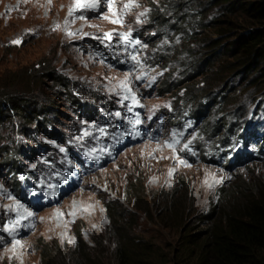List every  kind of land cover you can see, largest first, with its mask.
Wrapping results in <instances>:
<instances>
[{
  "label": "rangeland",
  "instance_id": "rangeland-1",
  "mask_svg": "<svg viewBox=\"0 0 264 264\" xmlns=\"http://www.w3.org/2000/svg\"><path fill=\"white\" fill-rule=\"evenodd\" d=\"M159 1L0 0V79L25 73L43 60L51 76L68 81L72 95V102L54 96L58 87L49 77L38 99L48 97L55 111L38 117L43 127L20 128L10 111L0 116V264H62L77 249L91 260L101 257L112 264L114 227L104 203L123 211L120 226L132 237L169 258L178 246V232L183 234L174 212L181 205L208 210L236 186L264 183V159L239 157L231 166L218 162L223 152L227 158L260 147L253 145L259 137L250 118L259 109L255 97L264 94V77L256 83L253 72L228 78L222 99L238 108L215 105L192 119L176 98L178 91L165 89L181 84L183 91L186 70L156 64L162 55L176 61L181 46L168 30L171 13L163 16L165 23L162 16L153 19ZM228 5L216 6L210 18L227 13ZM166 9L159 6L160 12ZM129 32L127 42L120 38ZM105 33L112 34L110 40ZM131 40L139 43L133 46ZM177 105L184 115L176 116ZM134 192L139 210L126 203Z\"/></svg>",
  "mask_w": 264,
  "mask_h": 264
},
{
  "label": "trees",
  "instance_id": "trees-1",
  "mask_svg": "<svg viewBox=\"0 0 264 264\" xmlns=\"http://www.w3.org/2000/svg\"><path fill=\"white\" fill-rule=\"evenodd\" d=\"M160 5L167 7L165 12H160ZM224 5H228L227 13L223 11L221 17L210 18L216 6ZM153 13V19L162 16L160 20L163 23L167 20L163 16L172 14L170 18L174 22L168 30L181 41V46L176 50L177 59L174 61L169 55H162L156 64L159 66L163 62L160 67L163 70L179 67L186 70L188 82L183 91L180 90L181 84L173 86L170 83L165 89L169 94L182 91L175 96L179 102L184 101L186 112L192 119L196 120L201 111H208L215 105L220 109L228 105L234 110L238 108H234V103L226 104L222 99L228 78H239L242 74L247 76L253 72L257 75L252 79L256 83L258 78L264 77V0H160ZM231 14L237 20H231ZM212 32L215 38H211ZM180 56L181 61L178 62ZM50 73L49 64L42 60L38 67L25 73L17 72L7 80L0 79V116H9L10 111L15 113L20 123L23 122L24 125L19 123L20 128L34 123L38 129L43 127L41 122H36L38 117L55 111L51 105L53 101L48 97L38 99L44 95L41 88L43 81L50 77V83H56L52 85L58 87L53 95L57 97L62 94L67 102H72L68 81ZM255 98L257 105L264 102V94ZM44 100L50 102L42 104ZM174 110L176 116L183 114L178 105ZM234 189L233 194L226 198L231 202L225 203V200L218 206L209 205L208 210L201 211H195L192 207L185 210L181 205L182 209L174 211L179 231L183 230V234L178 232V246L169 258L159 252L155 245L132 237L130 229L125 225L120 226L124 220L123 211L112 203H104V211L114 227L112 264H264V183L236 186ZM136 196L134 192L126 203L135 205L134 209L139 210ZM187 213L191 215L188 217ZM188 219L191 223L184 224ZM117 228H120V232L116 231ZM78 250L65 263L60 262L104 264L101 257L91 260ZM44 263L53 262L48 260Z\"/></svg>",
  "mask_w": 264,
  "mask_h": 264
},
{
  "label": "clouds",
  "instance_id": "clouds-1",
  "mask_svg": "<svg viewBox=\"0 0 264 264\" xmlns=\"http://www.w3.org/2000/svg\"><path fill=\"white\" fill-rule=\"evenodd\" d=\"M254 106L258 107L259 109L256 111L254 116L251 117L250 119H254L255 121V125H254L255 133L254 134H257V137L259 138L256 140V138L252 137L251 140H252V143L256 140L253 145L260 146V147L258 148L255 147L254 150L252 151V154L246 153V152H241V153L238 152L237 154H230L227 158H225V154L227 153L223 152L219 154L218 162L224 160L229 163L228 166H231L234 163H236L239 157L244 159L245 162L247 161L246 159H248V161H251V159L255 161H260L264 159V102H259L257 105V101H256ZM257 132H259V134ZM230 135L231 136L229 138L233 139L232 133H230ZM241 137L242 139H240V143L243 144L244 142L243 135H241ZM233 145H234L233 141H230L229 143H227L228 147H232ZM238 166H241V165H238Z\"/></svg>",
  "mask_w": 264,
  "mask_h": 264
},
{
  "label": "snow or ice",
  "instance_id": "snow-or-ice-1",
  "mask_svg": "<svg viewBox=\"0 0 264 264\" xmlns=\"http://www.w3.org/2000/svg\"><path fill=\"white\" fill-rule=\"evenodd\" d=\"M90 6H91V7H95V4H92V5H90ZM125 7L128 8V7H130V5H125ZM69 14L71 15V10H70ZM140 15H144V13H141ZM112 22H113V23H119V21H112ZM138 22H139V21H138ZM111 36H112L111 33H105L103 38H104V39H109V40H110V39H111ZM119 36H120V38H121L122 40H124V41L127 42V41L129 40V37L131 36V33H130V32H129L128 34L120 33ZM15 43H20V41H15ZM138 43H139L138 40H131V44H132L133 46L136 45V44H138ZM132 59H133V60H136V57L133 56ZM125 79H127V78H125ZM122 83H123V82H122ZM132 100H133L134 103L136 102L134 96L132 97ZM128 110H129V111H132V108L129 107ZM115 115H116L117 117H119V116H120V113L117 112V113H115ZM129 123H132V121H129ZM101 131H103V129H101ZM86 134H87V133H86ZM137 135H139V133H137ZM185 147H187V145H185ZM60 150H61L62 152L64 151L63 148H61ZM181 163H184V161H181ZM28 215H32V213H28ZM14 223H15L16 225H18V224H19V220H16ZM4 230L8 231L9 233L15 231V229H14L13 227H10V226H5ZM72 242L74 243V241H72ZM15 243L18 245V244L20 243V241H19V240H16Z\"/></svg>",
  "mask_w": 264,
  "mask_h": 264
},
{
  "label": "bare ground",
  "instance_id": "bare-ground-1",
  "mask_svg": "<svg viewBox=\"0 0 264 264\" xmlns=\"http://www.w3.org/2000/svg\"><path fill=\"white\" fill-rule=\"evenodd\" d=\"M99 158V157H98ZM100 160V159H99Z\"/></svg>",
  "mask_w": 264,
  "mask_h": 264
}]
</instances>
